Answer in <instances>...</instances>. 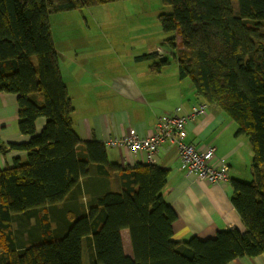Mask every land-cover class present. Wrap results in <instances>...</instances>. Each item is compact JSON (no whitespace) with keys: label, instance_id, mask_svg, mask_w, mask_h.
<instances>
[{"label":"trees","instance_id":"16d2710c","mask_svg":"<svg viewBox=\"0 0 264 264\" xmlns=\"http://www.w3.org/2000/svg\"><path fill=\"white\" fill-rule=\"evenodd\" d=\"M116 1L122 0H0V93L18 95L19 129L31 137L10 146L26 151L27 161L0 170V264H83L85 240L92 264H230L263 255L264 0H162L172 7L159 19L163 31L173 34L167 43L180 77L190 78L198 96L231 117L254 151V180L233 181L232 202L246 232L225 230L183 243L173 240L177 215L162 195L169 170L111 163L102 143H83L73 128L74 107L50 16ZM168 64L151 68L161 71ZM42 117L47 123L37 135ZM115 174L119 192L110 189ZM89 178L96 182L89 184ZM80 197L89 199L84 210L77 205ZM43 209L53 215L54 229L40 220ZM31 217L38 218L33 228ZM16 218L30 240L12 233ZM123 230L130 233L133 257L124 251Z\"/></svg>","mask_w":264,"mask_h":264},{"label":"crops","instance_id":"0c3cea01","mask_svg":"<svg viewBox=\"0 0 264 264\" xmlns=\"http://www.w3.org/2000/svg\"><path fill=\"white\" fill-rule=\"evenodd\" d=\"M176 38L180 48L181 39L179 36ZM86 46L82 49L69 48L65 52L66 57H62L58 51L61 74L74 107L73 128L81 141L102 143L111 137L125 136L132 129L142 136H149L154 132L160 117L187 116L193 112L194 106L207 105L205 113L197 115L185 126V142L201 149L213 148L210 163L216 166L227 164L230 180L212 184L188 174L178 147L170 142L163 143L153 165L169 170L162 195L177 215L173 225V240L179 243L192 238L207 240L215 238L220 231L233 229L246 232L245 224L232 202L235 193L233 181L254 180V151L246 136L237 135V123L222 109L198 96L190 78L180 77L178 61L172 49L154 43L144 51L121 57L115 51L118 49L116 45L102 50L97 49V43ZM147 55L151 58H143ZM168 55L175 58L177 70H169L170 63L161 71L151 68L167 60ZM34 99L39 104L42 102L40 96ZM19 123L18 95L0 93V170L14 167L17 160L22 163L27 161L26 151L10 148L11 145L26 144L31 139L20 132ZM46 123V118L37 119V135L41 134ZM106 150L109 161L121 164L124 168L150 164L144 154L135 156L125 148ZM93 178L86 181L93 184L96 182ZM110 189L113 192L121 191L119 174L112 177ZM83 198L80 197L77 203L82 210L86 206L81 204ZM63 205L57 206L54 211L56 215ZM38 216L40 220L45 218L51 229L55 228L53 215L48 209L41 210ZM66 216L69 218L71 213L66 212ZM33 218L36 217H31L29 221ZM18 220L16 218L12 222L13 234L16 233ZM36 224L37 220L30 225ZM1 251L3 249L0 246V254ZM230 264H264V254L238 258Z\"/></svg>","mask_w":264,"mask_h":264},{"label":"rangeland","instance_id":"374dc122","mask_svg":"<svg viewBox=\"0 0 264 264\" xmlns=\"http://www.w3.org/2000/svg\"><path fill=\"white\" fill-rule=\"evenodd\" d=\"M172 13V7L167 6L162 0H122L107 4L87 7L79 10L53 13L50 16V26L56 48L62 57L70 48H84L87 44L97 43V49L118 47L115 51L121 57L131 53L144 51L151 44H159L170 49L167 40L173 34H166L161 26L159 17L162 14ZM172 72L177 70L174 57L168 55ZM88 197L82 199L85 204ZM81 207V206H80ZM36 218L29 221L28 225L35 224ZM21 220L16 223V232L21 231L24 241L30 240V233L23 230ZM56 226V223L53 221ZM31 226V225H30ZM33 226V225H32ZM30 228H33V227ZM123 245L126 255L133 257L130 233L123 234ZM84 264H92V248L85 240Z\"/></svg>","mask_w":264,"mask_h":264},{"label":"built area","instance_id":"2783aa9c","mask_svg":"<svg viewBox=\"0 0 264 264\" xmlns=\"http://www.w3.org/2000/svg\"><path fill=\"white\" fill-rule=\"evenodd\" d=\"M207 107L194 106L193 112L187 116H162L149 136H142L132 129L127 135L108 138L102 144L108 149L125 148L135 156L144 154L146 161L153 164L163 143L170 142L178 147L183 167L188 174L212 184L228 182L229 166L225 163L218 166L210 163L213 148L201 149L195 144L185 142V126L197 115L205 113Z\"/></svg>","mask_w":264,"mask_h":264}]
</instances>
